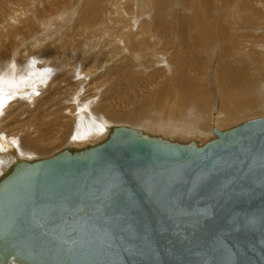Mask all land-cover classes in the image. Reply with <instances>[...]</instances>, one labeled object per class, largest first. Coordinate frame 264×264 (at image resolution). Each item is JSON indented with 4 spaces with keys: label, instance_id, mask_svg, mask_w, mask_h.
<instances>
[{
    "label": "bare ground",
    "instance_id": "obj_1",
    "mask_svg": "<svg viewBox=\"0 0 264 264\" xmlns=\"http://www.w3.org/2000/svg\"><path fill=\"white\" fill-rule=\"evenodd\" d=\"M181 1L0 0V79L5 84L0 135L17 142L0 150V177L19 159L94 145L118 125L201 145L216 137L215 128L240 125L258 111L255 115L264 117V79L255 93L256 71L246 75L231 62L248 60L236 54L244 50L234 36L240 28L228 31L219 25L226 6L221 0ZM144 2L150 18L144 16ZM249 4L260 11L256 1ZM259 14L263 24L253 26L254 35L264 28V13ZM253 47L257 50H248L260 67L264 45ZM227 54L231 59L224 58ZM51 58L59 60L52 65ZM225 79L236 87L219 94L214 84ZM200 83L212 92L198 94ZM53 146L60 150L48 155Z\"/></svg>",
    "mask_w": 264,
    "mask_h": 264
},
{
    "label": "water",
    "instance_id": "obj_2",
    "mask_svg": "<svg viewBox=\"0 0 264 264\" xmlns=\"http://www.w3.org/2000/svg\"><path fill=\"white\" fill-rule=\"evenodd\" d=\"M201 145L118 125L0 177V264H264V117Z\"/></svg>",
    "mask_w": 264,
    "mask_h": 264
},
{
    "label": "rangeland",
    "instance_id": "obj_3",
    "mask_svg": "<svg viewBox=\"0 0 264 264\" xmlns=\"http://www.w3.org/2000/svg\"><path fill=\"white\" fill-rule=\"evenodd\" d=\"M167 1L170 4H177V2H178V4L183 3L181 0L180 1L178 0L177 2H176V0H167ZM185 1L188 2V0H185ZM254 1H256V4L260 8V11H262L264 13V0H243L241 2H240V0H221V2L226 6V12L224 13V16L221 19L218 20V22H219V25H220L221 29H226L228 31H230L231 28H232L231 31H233V30L237 31V29H235L233 27L240 28V30L237 31L238 35H234V36L238 37V38L235 39L237 41V43H238V45H237L238 49H244V50L242 52L236 53V54H238L239 56H242V58L244 57L243 59H246L248 61H246V63L243 64V60H240L239 63H238V62H236L238 59H236V57H235V59L231 60V62L234 64V66H238L241 70H243L246 75H252L253 74V71H249V70H255L256 71L257 81L258 82H257V85H256L255 88H254L255 84L252 86V89L254 88V91L256 93L257 89L260 87V84H259L260 79L261 78L264 79V73H263L262 77H259L262 74L263 70H264V62H262V65L260 67L257 66L256 62L258 60L255 61V59H253L252 56L254 54H251L252 52L250 50H248V48H250L252 50H257L256 47H253V44H263L264 45V28H261V29H259L258 31L255 32V33H258V34H256V35L253 34V29H252L253 26L257 27L256 25L263 24V19H262L263 16L261 14H259L260 11H255L251 7H247V2L252 4ZM240 3H241V5H243V7L240 5ZM229 4H232L233 8L235 6H237V13L233 12V14H232V9L233 8L232 7H228ZM175 6L176 5H174V7ZM143 10H144V16L149 15V18H150L151 17V12H150V9L147 8L145 2L143 3ZM232 17H235L236 20H233ZM228 22H235V24H231V25L226 24ZM118 26H120V25H118ZM60 28H62V27L60 26ZM50 29H52V26L50 27ZM93 29L96 30V27L93 28ZM75 31H77L76 33L80 32V31L78 32V30H75ZM250 35H253L254 37L252 38V37H250ZM223 36H224V32H223V34L219 35V37H218L219 40H222ZM98 37H100L99 34L96 35V36L91 37V39L92 40L93 39H97ZM94 42L97 43L96 40H94ZM223 43H225V41H223ZM232 43H233V46H234L235 42L233 41ZM261 53H263V52H261ZM224 58L231 59V57H229V54H227ZM58 60H59V58H51V62L50 63L53 65V63L58 62ZM98 60H101V58H98ZM217 60H218V58H217ZM259 64H261L260 61H259ZM243 65H246L247 68L243 69L244 68ZM220 68H221L220 62L219 63L216 62V64L214 65V73H213V77L216 78V79H217V76L220 74ZM192 69H196L197 70V68H192ZM233 87H236V85L233 83L232 79L219 80L218 82H216L214 84V89L219 94H220V92H224L225 93V91H228L229 89H233ZM238 90H239V88H238ZM125 91H126V87L124 86L122 92H125ZM196 91L200 95L208 94V92H212V90L209 89V87L205 83H200L196 87ZM194 98L196 100H198V101L203 99L200 96L194 97ZM258 112H260V111H258ZM258 112H255V113L251 114L252 117H250V118L253 119V118L261 117L262 115H257V116L255 115ZM243 119H241V121L239 119L238 120L240 122L245 121V119L249 120V118L247 119V117H245ZM239 121L233 122V123L229 124L228 126L229 127L233 126V124L235 125ZM118 124H126V123H118ZM50 132L55 133V130L54 129H50ZM50 132L47 134L48 138H50L53 135ZM51 140L52 139H49V141H51ZM48 149L45 151L46 153H48V155L60 150V148L54 150L55 146L51 147L49 150ZM45 152H43V154H45ZM46 155L47 154H45V156Z\"/></svg>",
    "mask_w": 264,
    "mask_h": 264
},
{
    "label": "snow or ice",
    "instance_id": "obj_4",
    "mask_svg": "<svg viewBox=\"0 0 264 264\" xmlns=\"http://www.w3.org/2000/svg\"><path fill=\"white\" fill-rule=\"evenodd\" d=\"M9 87H11V85H9ZM4 88H5L4 81L0 79V107H3L2 93L4 91ZM16 143L17 142L15 140L11 141L10 143L5 142V138L3 137V135H0V150H3L4 148L9 146L16 145ZM0 163H2V161H0Z\"/></svg>",
    "mask_w": 264,
    "mask_h": 264
}]
</instances>
